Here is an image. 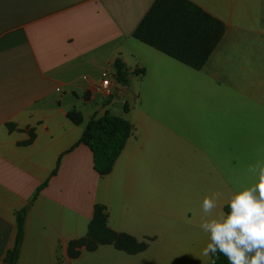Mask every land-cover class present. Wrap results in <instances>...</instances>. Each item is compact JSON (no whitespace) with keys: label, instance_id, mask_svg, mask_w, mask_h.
<instances>
[{"label":"crops","instance_id":"crops-1","mask_svg":"<svg viewBox=\"0 0 264 264\" xmlns=\"http://www.w3.org/2000/svg\"><path fill=\"white\" fill-rule=\"evenodd\" d=\"M187 1L224 26L199 70L133 38L155 0H0V264L26 207L16 264L211 263L201 254L202 199L219 196L212 215L226 211L264 159V0ZM116 60L127 86L117 85ZM103 76L109 95L93 91ZM105 114L132 134L100 177L76 144ZM96 205L111 231L148 238V248H81L71 258Z\"/></svg>","mask_w":264,"mask_h":264},{"label":"trees","instance_id":"trees-1","mask_svg":"<svg viewBox=\"0 0 264 264\" xmlns=\"http://www.w3.org/2000/svg\"><path fill=\"white\" fill-rule=\"evenodd\" d=\"M223 33L224 26L220 21L187 0H155L135 29L133 38L194 70H199L219 44ZM113 67L116 82L127 86L128 70L125 65L116 60ZM124 111H127L126 106ZM67 118L74 125L82 124L79 113L72 111L67 114ZM131 134L132 126L125 119L105 114L87 123L76 146L83 144L90 149L93 169L100 177H104L112 171ZM27 211L28 207L15 214V240L12 249L5 255V264H16L19 258ZM107 219L106 209L96 205L86 236L69 246L68 254L71 258L78 257L81 248L94 252L100 246H112L127 255H136L148 248L150 239L138 241L126 234L115 233L108 228ZM210 261V264H228L226 258L219 254L216 257L210 256ZM56 264L61 263L58 260Z\"/></svg>","mask_w":264,"mask_h":264},{"label":"clouds","instance_id":"clouds-1","mask_svg":"<svg viewBox=\"0 0 264 264\" xmlns=\"http://www.w3.org/2000/svg\"><path fill=\"white\" fill-rule=\"evenodd\" d=\"M255 179L247 187L232 192L224 207L218 209L219 196L204 197V216L199 225L208 242L205 257L226 258L228 264H264V159L249 166Z\"/></svg>","mask_w":264,"mask_h":264},{"label":"built area","instance_id":"built-area-1","mask_svg":"<svg viewBox=\"0 0 264 264\" xmlns=\"http://www.w3.org/2000/svg\"><path fill=\"white\" fill-rule=\"evenodd\" d=\"M112 90L110 78L103 76L99 85L94 86L93 91L104 95H109Z\"/></svg>","mask_w":264,"mask_h":264},{"label":"rangeland","instance_id":"rangeland-1","mask_svg":"<svg viewBox=\"0 0 264 264\" xmlns=\"http://www.w3.org/2000/svg\"><path fill=\"white\" fill-rule=\"evenodd\" d=\"M115 108H116L118 111L122 110V103H121V101H120V102H116V104H115Z\"/></svg>","mask_w":264,"mask_h":264},{"label":"water","instance_id":"water-1","mask_svg":"<svg viewBox=\"0 0 264 264\" xmlns=\"http://www.w3.org/2000/svg\"><path fill=\"white\" fill-rule=\"evenodd\" d=\"M117 85H119V84H117Z\"/></svg>","mask_w":264,"mask_h":264}]
</instances>
